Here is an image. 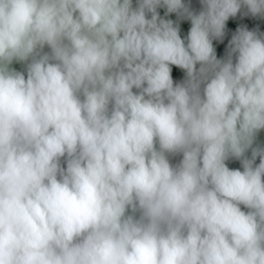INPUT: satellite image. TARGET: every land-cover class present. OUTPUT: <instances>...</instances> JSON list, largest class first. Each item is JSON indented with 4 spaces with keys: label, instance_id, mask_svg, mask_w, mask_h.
<instances>
[{
    "label": "clouds",
    "instance_id": "1",
    "mask_svg": "<svg viewBox=\"0 0 264 264\" xmlns=\"http://www.w3.org/2000/svg\"><path fill=\"white\" fill-rule=\"evenodd\" d=\"M0 264H264V0H0Z\"/></svg>",
    "mask_w": 264,
    "mask_h": 264
}]
</instances>
